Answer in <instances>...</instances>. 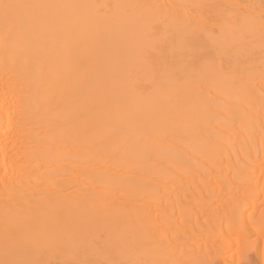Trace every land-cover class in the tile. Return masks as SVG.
<instances>
[{
	"label": "bare ground",
	"instance_id": "bare-ground-1",
	"mask_svg": "<svg viewBox=\"0 0 264 264\" xmlns=\"http://www.w3.org/2000/svg\"><path fill=\"white\" fill-rule=\"evenodd\" d=\"M0 264H264V0H0Z\"/></svg>",
	"mask_w": 264,
	"mask_h": 264
}]
</instances>
